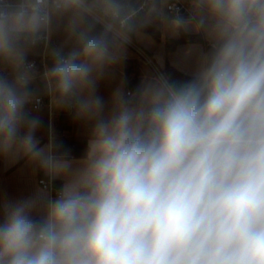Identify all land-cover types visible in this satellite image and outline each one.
I'll use <instances>...</instances> for the list:
<instances>
[{"label": "clouds", "instance_id": "clouds-1", "mask_svg": "<svg viewBox=\"0 0 264 264\" xmlns=\"http://www.w3.org/2000/svg\"><path fill=\"white\" fill-rule=\"evenodd\" d=\"M0 0V160L48 178L0 200V264H264V0ZM149 29L196 34L186 79L99 94ZM43 94L87 130L72 157L41 145ZM61 183L53 195L52 181Z\"/></svg>", "mask_w": 264, "mask_h": 264}, {"label": "crops", "instance_id": "crops-1", "mask_svg": "<svg viewBox=\"0 0 264 264\" xmlns=\"http://www.w3.org/2000/svg\"><path fill=\"white\" fill-rule=\"evenodd\" d=\"M180 1L187 5L186 0ZM161 32L160 41L147 34L139 39L134 38L135 44L143 48L152 57L151 59L160 72L165 70L167 66H171L178 72L188 76L195 68L200 48L207 47L206 42L201 36L197 35L201 38V41L182 43L174 50L168 52L167 42L181 39L182 34L172 37L162 29ZM51 38L55 47H67L66 37L62 31L54 32ZM33 55L32 53L29 59L34 57ZM43 74V70L36 71V79L33 84V87L38 90L39 97H44L47 101L46 105L36 110V114L43 120V127L38 130L37 137L40 139L41 145H43L49 142L50 135L54 136L72 157H78L83 154L86 147L87 130L73 121L70 112L57 111L50 106L48 97L43 94ZM155 74H157L156 68L143 60L128 45L127 58L121 65L111 69L100 81L98 86L99 94L107 100L112 91L121 84L131 90L143 76ZM41 178L47 177L32 166L27 165L23 160L11 165L0 160V200L5 198L19 199L31 195L37 187L41 186L39 184ZM53 182L57 187L61 183L59 180Z\"/></svg>", "mask_w": 264, "mask_h": 264}, {"label": "built area", "instance_id": "built-area-1", "mask_svg": "<svg viewBox=\"0 0 264 264\" xmlns=\"http://www.w3.org/2000/svg\"><path fill=\"white\" fill-rule=\"evenodd\" d=\"M172 2L181 10H184L187 8V5L180 1V0H172ZM50 44H51V38L47 43H41L40 45H38L36 47V49H39L43 52L42 56H34L32 57L30 60H32L34 62L35 65V71L38 70H43L45 72V69L47 67L50 66V62L51 59H48L47 57V52L50 48ZM130 47H132L137 54L143 59L145 60L147 63H149L150 65L154 66L157 70V73H162L160 72V70L156 67V65L154 64L153 60L151 59V57L142 49L140 48L138 45H136L133 41L132 43L129 45ZM47 104V101L44 97H39V103L37 104V109L43 107L44 105ZM49 181L47 178H41L39 180V184L41 186H43L44 184H48ZM58 187L55 185V183L52 181L50 184V190L52 191L53 195L55 194V191Z\"/></svg>", "mask_w": 264, "mask_h": 264}, {"label": "trees", "instance_id": "trees-1", "mask_svg": "<svg viewBox=\"0 0 264 264\" xmlns=\"http://www.w3.org/2000/svg\"><path fill=\"white\" fill-rule=\"evenodd\" d=\"M148 34H150L153 38H155L158 41L161 40V37H162L161 30L149 29ZM133 40H134V38H133ZM196 41H201V38L197 35L190 36L187 34H182L181 39L171 40V41L167 42V51L170 52V51L174 50L179 44L186 43V42H196ZM161 72L168 74L175 79H186L187 78V76H185L184 74L173 69L171 66H167V68L165 70H161Z\"/></svg>", "mask_w": 264, "mask_h": 264}, {"label": "rangeland", "instance_id": "rangeland-1", "mask_svg": "<svg viewBox=\"0 0 264 264\" xmlns=\"http://www.w3.org/2000/svg\"><path fill=\"white\" fill-rule=\"evenodd\" d=\"M133 42L135 43V41L133 40ZM140 47V46H139ZM53 48H58V47H55V45H53V43H52V38H51V44H50V48H49V50H48V52H47V57H48V59H51V56H50V51H51V49H53ZM143 49V48H142ZM145 51V50H144ZM33 56H42V54H43V52L41 51V50H38V49H35L34 50V52H33ZM148 54V53H147ZM152 58V57H151Z\"/></svg>", "mask_w": 264, "mask_h": 264}, {"label": "water", "instance_id": "water-1", "mask_svg": "<svg viewBox=\"0 0 264 264\" xmlns=\"http://www.w3.org/2000/svg\"><path fill=\"white\" fill-rule=\"evenodd\" d=\"M50 64H51V62H50Z\"/></svg>", "mask_w": 264, "mask_h": 264}]
</instances>
